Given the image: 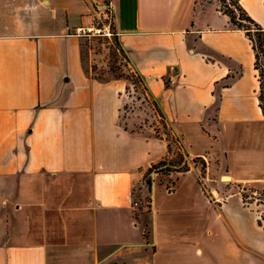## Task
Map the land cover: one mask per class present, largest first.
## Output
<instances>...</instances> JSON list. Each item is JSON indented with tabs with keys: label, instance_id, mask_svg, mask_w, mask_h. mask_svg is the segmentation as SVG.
<instances>
[{
	"label": "crops",
	"instance_id": "obj_1",
	"mask_svg": "<svg viewBox=\"0 0 264 264\" xmlns=\"http://www.w3.org/2000/svg\"><path fill=\"white\" fill-rule=\"evenodd\" d=\"M101 1L0 0V264H264L242 202L219 207L218 242L177 233L155 203L144 236L132 188L171 156L165 138L120 124L125 79L84 71L77 30ZM109 1L184 161L258 180L264 120L245 34L215 0ZM239 3L264 28V0Z\"/></svg>",
	"mask_w": 264,
	"mask_h": 264
},
{
	"label": "rangeland",
	"instance_id": "obj_2",
	"mask_svg": "<svg viewBox=\"0 0 264 264\" xmlns=\"http://www.w3.org/2000/svg\"><path fill=\"white\" fill-rule=\"evenodd\" d=\"M215 1L218 7L222 5L223 9L234 10L231 0ZM81 28H85L82 34L84 71L93 77L122 78L127 81L120 124L132 131H148L152 136L165 138L169 141L171 163L184 161L178 138L163 126L152 107L151 99L136 82L131 64L120 55L118 49L121 45L110 1L102 0L96 5ZM189 163L186 172H151L134 184L131 205L136 219L145 225L144 236L147 238L150 235V213L152 204L155 203L161 208L159 216H163L166 223L170 222L177 233L184 232L188 237L198 239L201 236L204 238L205 230L209 229L212 237H208V241L218 242L222 234L216 221L221 219L219 207L226 204L235 209L238 207L237 202H242L256 214V226H259L258 221L260 223V231L252 230V240L256 252H261L258 250L261 248L258 242L264 240V164L260 162L255 172L259 179L247 184L222 179L213 163L209 165V169L198 158L191 159ZM241 216L240 218H244L245 215ZM133 257L135 258L134 253L123 259L130 261Z\"/></svg>",
	"mask_w": 264,
	"mask_h": 264
},
{
	"label": "trees",
	"instance_id": "obj_3",
	"mask_svg": "<svg viewBox=\"0 0 264 264\" xmlns=\"http://www.w3.org/2000/svg\"><path fill=\"white\" fill-rule=\"evenodd\" d=\"M239 1L240 0H231V2H233L232 5L234 7V10L223 9L222 5H220L218 8L223 15L228 17L231 26L234 29L241 30L249 41L250 48L253 53V70L255 71V78L257 81V106L264 120V28H262L248 16V14L240 6ZM118 50L120 52V55L126 60V62L130 63L128 56L123 48L120 46ZM131 71L133 72L136 82L141 85L144 92H146V94L151 99L152 107L159 116V119L163 126L167 127L168 131L172 132V129L167 126L165 117L160 110L156 100L150 95L148 87L145 83V79L136 70L132 69ZM166 141L168 143V151L170 152L169 141ZM171 159L172 158H166L156 164H152L146 170L145 174H150L151 172H162L164 174H169L171 172L188 171V164L185 161L182 160L177 164H172ZM181 163L182 165L180 166ZM258 225L260 226L259 221Z\"/></svg>",
	"mask_w": 264,
	"mask_h": 264
},
{
	"label": "built area",
	"instance_id": "obj_4",
	"mask_svg": "<svg viewBox=\"0 0 264 264\" xmlns=\"http://www.w3.org/2000/svg\"><path fill=\"white\" fill-rule=\"evenodd\" d=\"M84 31H85V28L84 29L83 28H79L77 30V33H80L82 35L84 33Z\"/></svg>",
	"mask_w": 264,
	"mask_h": 264
}]
</instances>
